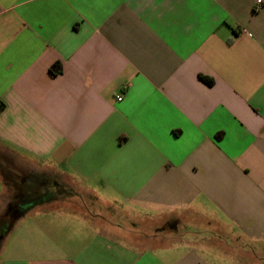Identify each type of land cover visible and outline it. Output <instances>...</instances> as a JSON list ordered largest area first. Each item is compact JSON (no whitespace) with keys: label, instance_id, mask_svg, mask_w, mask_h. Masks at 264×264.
<instances>
[{"label":"crops","instance_id":"obj_1","mask_svg":"<svg viewBox=\"0 0 264 264\" xmlns=\"http://www.w3.org/2000/svg\"><path fill=\"white\" fill-rule=\"evenodd\" d=\"M20 162L129 212L0 264H264V0H0V201Z\"/></svg>","mask_w":264,"mask_h":264},{"label":"rangeland","instance_id":"obj_2","mask_svg":"<svg viewBox=\"0 0 264 264\" xmlns=\"http://www.w3.org/2000/svg\"><path fill=\"white\" fill-rule=\"evenodd\" d=\"M24 171H11L10 173H20L21 176H28L35 168L31 165L20 162ZM25 172V173H24ZM42 176L37 173L42 181H51L49 178L53 177L50 174L41 173ZM38 177V178H39ZM61 186H63L68 191L73 189L74 199L71 200V196L67 199H63V202L51 203L50 205H56L67 207L59 209L57 213H53L46 221L43 232L40 234H35L37 228L35 226V221L43 214H37L38 212H32L28 216V209L31 208L30 205L19 206L14 212L11 218H8L0 222V263L3 261H38V260H58V261H68L72 256H74L77 251H79L88 237L92 232H95L104 227V222L107 221H119V214L124 210L129 212L128 207H122L120 204L113 203L115 199L113 196L107 195L105 193H100L99 190L94 194V197L99 200H114L109 201L112 204L118 206V210L107 209L108 207H103L101 203L94 204L93 201L85 199L83 193L77 187H72L66 181L61 180ZM31 184L26 181L24 189L30 190ZM98 189V187H93ZM44 189V188H42ZM4 193V188H3ZM30 195V194H29ZM84 197V199L81 198ZM28 196L27 200L30 202ZM11 199V200H10ZM18 199L17 194L13 193V189L6 186L5 193L2 195L0 201V217L4 213L5 208L8 205V200L15 201ZM100 202V201H99ZM34 207V205L32 206ZM120 208V209H119ZM122 208V209H121ZM72 209L80 211L85 214L83 217L80 214H76ZM51 215V213H46ZM19 215V216H18ZM28 216V217H27ZM116 216V217H115ZM0 220H2L0 218ZM40 229V228H39ZM48 233L46 234V232Z\"/></svg>","mask_w":264,"mask_h":264},{"label":"flooded vegetation","instance_id":"obj_3","mask_svg":"<svg viewBox=\"0 0 264 264\" xmlns=\"http://www.w3.org/2000/svg\"><path fill=\"white\" fill-rule=\"evenodd\" d=\"M11 171L13 170H8L4 173L5 183L6 186H8V189L9 188L13 189V193L17 194L18 199L15 201H10L11 199L8 200L7 201L8 205L5 208V211L2 215H5L6 213H9V215L13 214V212L19 206H22L23 203L27 205V207L28 205L32 207L33 205H39L41 203L51 204L57 199L58 193H55L57 191L56 189L57 185H56V181L52 180V178H49L51 180L50 182L49 180L47 181L48 178L45 179V181H42L40 179L42 174H40V177L37 175V173H42V172H37L35 170L31 172H27V173H31L28 176H26V174L25 176H21L20 173H10ZM26 181H29L31 184V187L29 188L30 190L24 189V185ZM51 188H53L54 190L52 191ZM64 195L65 194L63 192V196ZM28 196H31V198H29L30 202L27 200Z\"/></svg>","mask_w":264,"mask_h":264},{"label":"trees","instance_id":"obj_4","mask_svg":"<svg viewBox=\"0 0 264 264\" xmlns=\"http://www.w3.org/2000/svg\"><path fill=\"white\" fill-rule=\"evenodd\" d=\"M51 72L53 73V74H59L60 72H61V65L59 64V63H56V64H54L52 67H51ZM63 190V191H62ZM59 193H60V195L61 196H63V192H64V196H71L72 195V193H70L69 191L67 192L66 190H64V189H60L59 188ZM34 206H37V205H34ZM34 207H31L30 209H28V212L30 211V210H32ZM13 215L11 214V215H9V213H6L5 215H1V219L2 220H0V222H2V221H4V220H6V219H8V218H11ZM19 216V215H18ZM2 217H4V218H2Z\"/></svg>","mask_w":264,"mask_h":264},{"label":"built area","instance_id":"obj_5","mask_svg":"<svg viewBox=\"0 0 264 264\" xmlns=\"http://www.w3.org/2000/svg\"><path fill=\"white\" fill-rule=\"evenodd\" d=\"M257 2L260 3V1H257ZM116 100H117V101H121V100H122V96H121V95L117 96V97H116Z\"/></svg>","mask_w":264,"mask_h":264}]
</instances>
